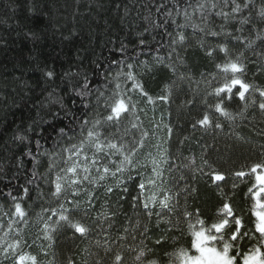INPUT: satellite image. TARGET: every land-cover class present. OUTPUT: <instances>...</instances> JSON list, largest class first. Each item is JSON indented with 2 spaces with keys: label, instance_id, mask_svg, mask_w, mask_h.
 <instances>
[{
  "label": "trees",
  "instance_id": "obj_1",
  "mask_svg": "<svg viewBox=\"0 0 264 264\" xmlns=\"http://www.w3.org/2000/svg\"><path fill=\"white\" fill-rule=\"evenodd\" d=\"M212 2L0 0V243L6 246L19 239L22 247L17 251L35 256L38 264H69V261L71 264H115V252L121 253L123 264H147V260L155 261V264H177L181 247L189 254L194 252L190 243L195 239L193 231L203 228L207 234L215 222L213 213L220 211L221 194L201 170L207 173L208 165H211L228 179L235 171H248L246 166L264 160V114L250 106L241 115L242 103H232L227 105V111L234 119H228L215 112L214 105L218 101L211 95L224 80L216 65L224 63V54L218 52L217 45L225 40L233 54L245 53L247 81L264 89V43H261L264 21L259 18L264 0H251L250 7L238 16H250L254 26L245 25L244 31L238 32L236 29L240 25L237 22L228 23L220 36L206 35L192 27L199 25L206 31L210 28L221 32L224 21L215 15L219 8L212 9ZM197 3L208 5L206 22L200 11L193 12ZM161 4L164 8L157 11ZM184 9L191 15L190 21H185ZM225 10L230 11V8ZM169 11L171 16L167 15ZM186 23L188 26L183 29L176 26ZM180 33L186 36V41L173 45L172 40H178ZM223 33L239 36L243 43ZM249 40L253 42L252 48L246 46ZM209 49L213 50L212 57L206 55ZM158 57L163 58L162 62ZM128 64L133 68H127ZM48 71L54 73L53 77L46 75ZM129 71L155 103L149 104L138 90H132L133 81L126 79ZM118 73L125 75L118 76ZM213 74L216 81L209 86L206 81L212 80ZM85 77L92 92L82 99L77 93L83 90ZM117 84L120 89L116 88ZM116 92L131 96L136 108L119 124L113 123L109 127L105 123L109 115L105 99ZM161 95H168L169 100L157 99ZM58 100H62L63 109ZM84 104L88 105L87 109ZM72 114L91 121L88 128L99 120L101 126L96 131L102 133V142L105 137L113 138L109 134H115V142L127 144L139 139L142 132L148 133L145 147L134 158L146 167L131 171V179L125 172V183L119 188L115 187L111 177L101 182L112 185V193L105 195L103 187L95 186L97 198L87 215V205L83 203L85 197H80V207L73 211V206L66 203L64 197L58 200L52 196L54 186L51 181L55 180L59 169L50 173L49 164L54 159L59 161L60 157L43 155L45 150L51 153V137L56 135L54 129L74 127L76 134L72 143L79 142V127ZM205 114L221 127H193ZM133 123L138 127L133 128ZM63 146L68 147V142L65 141ZM93 151L91 147L86 148L89 156ZM63 155L66 157L67 153ZM153 160L159 176L153 172ZM142 177L155 179L157 187L149 188L141 202L133 207V198L140 194L138 185ZM252 182L246 179L236 190L235 203L244 206L246 211L250 203H246L244 193ZM125 186L128 191L122 192ZM230 188L231 181L225 191ZM152 192L159 199H163L165 193L171 195L170 203L176 205L178 211L187 208L192 212L199 208L203 215L184 217V236L173 230L170 233L172 239L165 237L156 244L160 238L154 227L156 217L149 221L142 206L144 197ZM177 193H180L178 197ZM71 199L70 193L67 194V200ZM16 203L26 212L24 220L14 214ZM61 204L69 209L64 214L70 215L73 222L79 221L90 228L87 235L75 233L59 220ZM160 210L159 204L153 209L154 212ZM169 216L174 217L175 212ZM198 220L206 223L202 225ZM9 223H12V229L5 237ZM145 223L150 231L141 236ZM125 228L129 229L128 233L124 232ZM105 239L109 241L107 246ZM253 243L248 244V249ZM105 247L111 251L106 252ZM142 252L144 256L137 260ZM0 264H13V258L5 259L0 251Z\"/></svg>",
  "mask_w": 264,
  "mask_h": 264
},
{
  "label": "snow or ice",
  "instance_id": "obj_2",
  "mask_svg": "<svg viewBox=\"0 0 264 264\" xmlns=\"http://www.w3.org/2000/svg\"><path fill=\"white\" fill-rule=\"evenodd\" d=\"M251 0H213L210 7L212 9L219 8V11L215 13L216 16L221 17L224 24L221 25V32L213 31L210 28L206 29L204 27H199V25H192L193 28H199L200 32H206V35L210 36H220L223 32L224 25L232 22H237L240 27L236 29L238 32L244 31L245 25H253L254 21L251 17H239L244 9L250 7ZM189 7H192L189 4ZM208 7L206 4L197 3L193 12L200 11L201 17L206 22L207 16L205 15V10ZM164 8L161 4L157 11ZM179 8V5H177ZM230 8V11L225 9ZM179 10L177 15H179ZM168 16L172 13L167 12ZM185 21L191 20V15L188 13L187 9H184ZM259 18L264 21V8L259 12ZM176 22L173 21V24ZM177 28L183 29L187 27V23L184 25H176ZM226 37L232 36V33H223ZM169 35H171L169 33ZM235 41H241V37L232 36ZM186 41V36L183 33L178 34V40L173 39L172 44L177 43L183 44ZM141 43H144L141 40ZM264 43V40H261ZM253 42L248 41L247 47L252 48ZM203 46V45H202ZM218 52L224 54V63L217 64L216 67L221 70L224 80L220 83V86L215 87L211 95L218 101L215 105V112H219L221 116L227 117L228 119H234V117L227 111V105L232 103H242L243 108L241 115L244 111L251 106L257 109L260 113L264 114V89L256 87L252 83L248 82L246 79L247 66L245 63V53L240 51L238 54H233L232 50L228 47V41L225 40L223 43L217 45ZM175 53V48L172 49ZM179 57V53H176ZM208 57L213 56V50L209 49L206 52ZM171 56V53H170ZM158 61L163 60L162 57L157 58ZM113 63L123 64L122 61H113ZM127 68L132 69L133 65L128 64ZM48 77H53L54 73L48 71L46 73ZM119 75H125L124 73H118ZM203 75V74H202ZM126 79L132 80V90H138L139 93L147 98L149 104L155 103L153 98L148 95L144 90V86L135 80L132 72L129 71L126 74ZM216 81V76L213 74L212 80L206 81V83L211 86L212 83ZM217 83H219L217 81ZM117 89H120V84L116 85ZM98 90V89H97ZM92 89L89 87V82L87 77H85V82L83 85V90L78 92L77 95L82 99L91 94ZM258 93V96H256ZM104 96V93H100ZM157 99L167 102L169 100L168 95H161ZM61 108L65 106L62 100H58ZM88 105L84 104V108L87 109ZM105 107L109 110V115L105 118V123L110 127L113 123L119 124L121 119L133 111L136 105L132 103V97L125 93L116 92L112 97L105 99ZM143 111V109H141ZM73 115V121L79 127L80 140L78 143H72L76 130L74 127L60 128L56 131L55 137L52 139V150L49 153L45 150L43 155L52 154L54 156H59V161L53 160L49 164V172L51 173L55 169H59L56 174L55 180L51 181L54 186V190L51 191L52 196L56 197L58 200L64 197L66 203L73 206V211L79 209L81 200L80 197H85L83 203L87 205L85 209V214L87 215L88 210L93 207V201L97 198L95 196V186L103 187L105 189V195L113 192V186L106 183H101L106 181L109 177L115 180V187L119 188L125 183L124 174L128 172V179H131V171L135 170L137 167H146V165H139L134 159L137 153L145 147V138L148 136L147 132H142L139 139H133L127 144L123 142H115V134H109L112 139L105 137L104 142L100 140L102 133L96 131L98 126H101L99 120L93 123L92 128H88V125L92 123L88 119ZM139 119V117H137ZM197 125L207 129L209 127L220 128L221 124L215 122L208 114H205L201 119L196 121L193 127ZM133 128H137L138 125L133 123ZM169 133L172 129H168ZM86 132V136H85ZM127 132V129H125ZM122 139V138H121ZM67 141L69 146L64 147V142ZM37 149L41 147L39 140L36 142ZM91 147L94 149L91 156L87 155L86 148ZM59 148L60 151L57 152L56 149ZM67 153L65 157L63 154ZM31 155V152L28 153ZM150 155V154H149ZM35 159V157H34ZM153 163V172L156 176L160 173L156 171V162ZM65 165L61 167L60 165ZM207 164V161H205ZM35 167V165H34ZM248 167V171L243 169L237 170L229 175L226 179L225 174L222 172L212 169L211 165H208L209 172L204 173L201 170L202 175L206 176L213 184H215L216 189L220 192V205L218 206L220 211L219 214L213 213L215 216V222L211 224V229L206 234L205 230L201 228L198 231H193L192 235L195 237L192 240L191 248L195 250V254H189V251L181 247L178 253V258L180 264H240V258L242 257V264H264V160L256 162ZM139 175V173H138ZM36 177L35 171L33 172V178ZM247 181H254L251 186L247 188V192L244 195L247 197L246 203H250V206L245 210L244 206H237L235 203V198L237 195L236 190L240 188V184ZM231 181V188L225 191V188ZM32 181H29L31 183ZM87 185H92V188L87 187ZM140 189V194L133 198V207H136L137 203L141 202V197L144 193L148 191L149 188H156V180L153 178H148L145 180L141 178V182L138 185ZM24 191L27 193L28 189L25 188ZM127 187L122 188V192H127ZM192 191H195L193 189ZM71 195L72 199L67 200V194ZM177 197L180 193L176 194ZM173 197L167 193L163 195V199H159L155 192L144 197L142 201L143 209L147 219L150 221L153 216L156 217L155 229L159 231L160 238L156 240V244H160L161 240L167 237L172 239L170 233L175 230L180 232L181 236H184V231L182 229V224L186 221L184 217H189L195 215L197 218L203 215L199 208L194 209L189 212L187 208L183 211H178L176 205H172L170 202ZM228 202H225V201ZM178 203V201H177ZM152 205L150 208L149 205ZM159 204L160 211L154 212L153 209ZM61 214L59 220L65 222L69 227L73 228L75 233H79L81 236H85L89 233L90 228L84 223L79 221L73 222L70 219V215H65L64 213L69 212V209L65 208L63 204L60 205ZM164 210H167L165 212ZM47 211V209L45 210ZM53 215L56 214V210H52ZM175 212L174 217H170L169 214ZM15 216L20 220H24L26 217V212L21 207L19 203L15 204ZM200 224H205L206 221L198 220ZM137 221V225H139ZM2 227V225H0ZM47 227V226H46ZM8 232L4 235L7 237L12 229V223L8 224ZM150 231L148 223L143 225V231L140 232L141 236H145ZM125 233L129 232L128 228L124 229ZM259 234L258 236L256 234ZM49 238L50 237H46ZM123 239V238H121ZM133 239L135 237L133 236ZM209 242H214L212 246H209ZM254 242V243H253ZM6 243V242H5ZM179 243V241H177ZM253 243L251 249H248V244ZM109 244L108 239L104 240V245ZM219 246H216V245ZM97 246H100V241H97ZM22 247L21 241L15 239L13 243H0V251L3 252L5 259L11 256L13 258V264H38L37 258L28 253L21 254L17 250ZM106 252H110L111 248L105 247ZM149 252L152 250L149 249ZM141 256H144L142 252L140 256L136 259L140 260ZM115 264H123V257L120 252L114 253ZM71 264V261H69ZM99 264V262H97ZM147 264H155V261L147 260Z\"/></svg>",
  "mask_w": 264,
  "mask_h": 264
},
{
  "label": "rangeland",
  "instance_id": "obj_3",
  "mask_svg": "<svg viewBox=\"0 0 264 264\" xmlns=\"http://www.w3.org/2000/svg\"><path fill=\"white\" fill-rule=\"evenodd\" d=\"M214 242H209V246H212V244H213ZM216 246H219L218 244L216 245ZM193 253L192 254H195V250L193 249ZM177 264H180V260H179V262L177 263ZM241 264H242V262H241Z\"/></svg>",
  "mask_w": 264,
  "mask_h": 264
}]
</instances>
